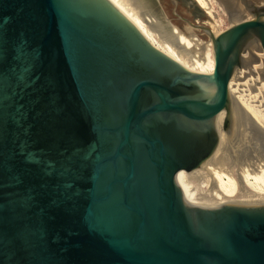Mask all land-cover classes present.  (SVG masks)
Segmentation results:
<instances>
[{
	"label": "water",
	"instance_id": "obj_1",
	"mask_svg": "<svg viewBox=\"0 0 264 264\" xmlns=\"http://www.w3.org/2000/svg\"><path fill=\"white\" fill-rule=\"evenodd\" d=\"M247 13L202 28L207 76L109 0H0V264H264L263 206L186 200L219 165L241 53L264 51V8Z\"/></svg>",
	"mask_w": 264,
	"mask_h": 264
},
{
	"label": "bare ground",
	"instance_id": "obj_2",
	"mask_svg": "<svg viewBox=\"0 0 264 264\" xmlns=\"http://www.w3.org/2000/svg\"><path fill=\"white\" fill-rule=\"evenodd\" d=\"M109 1L158 50L195 74H213L214 51L187 40L157 13L150 0ZM194 1L219 20L212 2ZM254 45L259 44L248 43L241 53V65L229 81V107L215 120L219 141L214 152L219 165L200 179L186 199L195 208L264 207V51ZM214 92L202 83V96L212 99ZM226 124L228 129L223 130Z\"/></svg>",
	"mask_w": 264,
	"mask_h": 264
},
{
	"label": "rangeland",
	"instance_id": "obj_3",
	"mask_svg": "<svg viewBox=\"0 0 264 264\" xmlns=\"http://www.w3.org/2000/svg\"><path fill=\"white\" fill-rule=\"evenodd\" d=\"M156 2L160 8L158 9L161 11V14L169 19L170 24L174 25L178 29L193 28L197 30L198 33L195 34L182 33L187 40H195L200 47H207V49L212 53L213 46L211 38L202 28L209 29L216 37L227 31L234 24L253 19L247 13V5L264 8V0H235L232 6L239 9V15H233V19L236 18L237 21L236 23H232L225 7L221 4V2H219V0H209L210 3L212 2L211 4L214 7V11L216 15H218L219 20L207 15L196 1L195 4L194 0L193 3L192 0H156ZM198 7L201 12L197 10ZM254 48L257 51H261L259 45H254ZM248 53L250 54V52H247V54ZM242 67H244L243 64Z\"/></svg>",
	"mask_w": 264,
	"mask_h": 264
},
{
	"label": "flooded vegetation",
	"instance_id": "obj_4",
	"mask_svg": "<svg viewBox=\"0 0 264 264\" xmlns=\"http://www.w3.org/2000/svg\"><path fill=\"white\" fill-rule=\"evenodd\" d=\"M152 3H153V5H154V7H155V9H156V11H157V13L159 14V15H161V17L164 19H166L167 20V22H169V24H170V21H169V19H167L163 14H161V11L159 10L160 8L158 7V5H157V2H156V0H150ZM195 2V1H194ZM195 4H196V2H195ZM159 8V9H158ZM199 8V7H198ZM201 10V9H200ZM173 28H176L177 30H179L180 31V33H186V34H195V33H198L197 32V30L196 29H193V28H188V29H178L177 27H175L174 25H172V24H170Z\"/></svg>",
	"mask_w": 264,
	"mask_h": 264
}]
</instances>
